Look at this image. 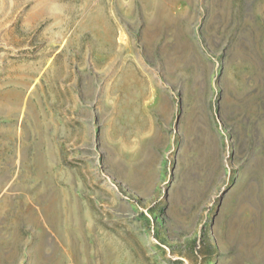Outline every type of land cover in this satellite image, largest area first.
<instances>
[{"label": "rangeland", "instance_id": "1", "mask_svg": "<svg viewBox=\"0 0 264 264\" xmlns=\"http://www.w3.org/2000/svg\"><path fill=\"white\" fill-rule=\"evenodd\" d=\"M0 264H264V0H0Z\"/></svg>", "mask_w": 264, "mask_h": 264}, {"label": "bare ground", "instance_id": "2", "mask_svg": "<svg viewBox=\"0 0 264 264\" xmlns=\"http://www.w3.org/2000/svg\"><path fill=\"white\" fill-rule=\"evenodd\" d=\"M119 38H120V41H121V40H123L125 37L123 38V36H122V35H120V37H119Z\"/></svg>", "mask_w": 264, "mask_h": 264}]
</instances>
